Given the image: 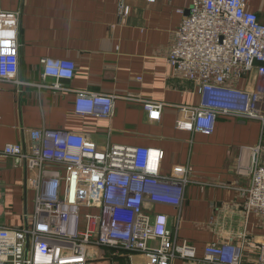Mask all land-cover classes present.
I'll use <instances>...</instances> for the list:
<instances>
[{
  "label": "built area",
  "instance_id": "obj_1",
  "mask_svg": "<svg viewBox=\"0 0 264 264\" xmlns=\"http://www.w3.org/2000/svg\"><path fill=\"white\" fill-rule=\"evenodd\" d=\"M250 0H190L180 11L181 22L170 42L165 62L172 76L194 84L196 105L178 106L182 117L175 128L211 135L219 118L260 124L259 144L248 164L237 173L248 177L241 190L245 215L254 214L264 229V25L249 10ZM127 16V6H120ZM18 13L0 12V81L19 85ZM41 78L67 91L58 80L74 76L75 63L45 58ZM138 81L141 79L138 78ZM74 91V113L110 119L116 96ZM152 120L162 104L144 100ZM29 143L5 144L0 154L19 161L33 193L30 223L10 227L0 222V264H173L199 258L188 241L176 243L167 217L153 219L150 204L181 206L191 182L188 165L161 173L163 151L156 148L109 145L99 147L85 134L42 128L29 133ZM1 213V206H0ZM157 246L151 247L150 242ZM255 250L252 262L246 248ZM204 264H264V236L209 244Z\"/></svg>",
  "mask_w": 264,
  "mask_h": 264
},
{
  "label": "crops",
  "instance_id": "obj_2",
  "mask_svg": "<svg viewBox=\"0 0 264 264\" xmlns=\"http://www.w3.org/2000/svg\"><path fill=\"white\" fill-rule=\"evenodd\" d=\"M190 0H0V12L18 13L19 65L16 85L0 81V149L27 145L29 133L42 128L85 134L99 147L124 145L163 151L161 173L169 176L188 165L190 183L179 208L150 204L151 219L167 217L176 243L188 241L201 262L204 248L238 240L259 241L264 229L254 214L245 215L241 190L248 177L237 173L259 144L260 124L221 117L211 135L178 130V106L200 101L194 84L173 78L167 50ZM120 6H127V16ZM249 10L264 25V0H250ZM45 58L75 63L72 79H60L67 91L48 88L41 78ZM141 80L138 81L137 79ZM116 96L110 119L74 113V91ZM162 104L152 120L141 101ZM0 222L10 227L30 223L33 193L23 165L0 154ZM156 247L157 242H150ZM246 259L255 250L246 248ZM137 264L144 262L136 258ZM173 264H189L175 260Z\"/></svg>",
  "mask_w": 264,
  "mask_h": 264
},
{
  "label": "rangeland",
  "instance_id": "obj_3",
  "mask_svg": "<svg viewBox=\"0 0 264 264\" xmlns=\"http://www.w3.org/2000/svg\"><path fill=\"white\" fill-rule=\"evenodd\" d=\"M91 264H108V262H106V261H97V262H93Z\"/></svg>",
  "mask_w": 264,
  "mask_h": 264
}]
</instances>
